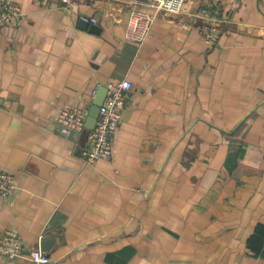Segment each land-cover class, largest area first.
<instances>
[{
	"label": "crops",
	"instance_id": "0c3cea01",
	"mask_svg": "<svg viewBox=\"0 0 264 264\" xmlns=\"http://www.w3.org/2000/svg\"><path fill=\"white\" fill-rule=\"evenodd\" d=\"M149 1L0 0L22 11L0 24V171L16 179L0 231L50 264H264L247 244L264 222V0ZM134 10L156 16L142 44ZM125 79L114 156L89 164L57 116Z\"/></svg>",
	"mask_w": 264,
	"mask_h": 264
},
{
	"label": "built area",
	"instance_id": "2783aa9c",
	"mask_svg": "<svg viewBox=\"0 0 264 264\" xmlns=\"http://www.w3.org/2000/svg\"><path fill=\"white\" fill-rule=\"evenodd\" d=\"M186 0H150L149 5L156 10H165L170 13H180ZM218 8L203 7L200 10L202 16H212L218 13ZM21 8L9 2L0 4V24L10 23L21 18ZM88 20V18H84ZM156 16L144 10L131 12L126 26V39L128 41L142 44L149 36ZM96 23V20H94ZM202 32L207 42H213L214 36L211 28L202 27ZM107 95L100 106L96 126L89 131L83 154L89 164H95L103 159H110L114 156L116 134L122 124L123 109L132 91V83L125 79L116 83H109ZM88 111L78 106L68 105L64 107L57 116V121L62 131L69 134H78L86 130ZM16 187L14 174L7 171H0V200H7ZM29 252V260L33 264H50L51 259L42 248L29 249L24 243L20 233L15 229L0 231V259L18 260Z\"/></svg>",
	"mask_w": 264,
	"mask_h": 264
},
{
	"label": "water",
	"instance_id": "95a60500",
	"mask_svg": "<svg viewBox=\"0 0 264 264\" xmlns=\"http://www.w3.org/2000/svg\"><path fill=\"white\" fill-rule=\"evenodd\" d=\"M85 25L89 26L90 25L89 21H85ZM91 26L94 31H98L99 29L98 26L96 25H91ZM106 95H107V88L106 87L101 88V90L98 92V95L94 101L92 108L90 109V112L88 113V118L86 121V131L84 134L85 141L87 140V135L89 131L93 130L94 127L96 126L100 106L103 104L106 98ZM74 133L75 132H71L69 134H74ZM47 245H48V242H47Z\"/></svg>",
	"mask_w": 264,
	"mask_h": 264
},
{
	"label": "trees",
	"instance_id": "16d2710c",
	"mask_svg": "<svg viewBox=\"0 0 264 264\" xmlns=\"http://www.w3.org/2000/svg\"><path fill=\"white\" fill-rule=\"evenodd\" d=\"M248 248L257 256L264 258V222L257 224L248 239Z\"/></svg>",
	"mask_w": 264,
	"mask_h": 264
},
{
	"label": "rangeland",
	"instance_id": "374dc122",
	"mask_svg": "<svg viewBox=\"0 0 264 264\" xmlns=\"http://www.w3.org/2000/svg\"><path fill=\"white\" fill-rule=\"evenodd\" d=\"M86 131V130H85Z\"/></svg>",
	"mask_w": 264,
	"mask_h": 264
}]
</instances>
